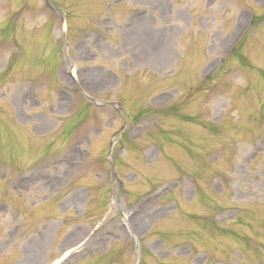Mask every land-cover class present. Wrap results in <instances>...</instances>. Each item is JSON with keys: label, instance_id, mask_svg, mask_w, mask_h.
<instances>
[{"label": "rangeland", "instance_id": "obj_1", "mask_svg": "<svg viewBox=\"0 0 264 264\" xmlns=\"http://www.w3.org/2000/svg\"><path fill=\"white\" fill-rule=\"evenodd\" d=\"M0 264H264V0H0Z\"/></svg>", "mask_w": 264, "mask_h": 264}]
</instances>
